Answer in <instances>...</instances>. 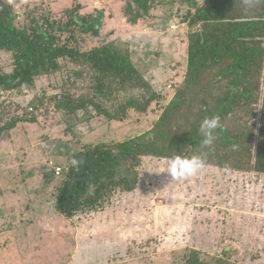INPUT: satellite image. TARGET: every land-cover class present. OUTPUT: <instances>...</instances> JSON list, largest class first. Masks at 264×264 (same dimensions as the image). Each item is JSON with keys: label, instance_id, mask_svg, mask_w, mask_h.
<instances>
[{"label": "rangeland", "instance_id": "374dc122", "mask_svg": "<svg viewBox=\"0 0 264 264\" xmlns=\"http://www.w3.org/2000/svg\"><path fill=\"white\" fill-rule=\"evenodd\" d=\"M8 1L20 22L28 21L33 7L57 20L66 19L62 10L76 3L85 14L104 9L103 33L143 39L132 45L133 60L166 98L117 121L90 117L94 111L69 115L57 110L49 97L87 87L82 78L72 84L74 78L68 80L65 73L38 78L35 89L3 94L0 103L10 117L25 113L18 104L27 106L34 97L45 101L28 107L37 114L36 122L19 123L0 135V264H183L191 249L211 264H264V175L253 172L210 165L173 179L172 159L145 156L134 190L116 189L95 208L70 218L53 210L61 179H51L49 161L64 169L68 153L83 144L121 141L149 130L184 79L186 32L178 17L170 20L167 13L158 25H130L123 13L129 0ZM171 24L178 28L171 30ZM0 65L12 70L10 53L0 51ZM130 94L137 92L119 93L107 105Z\"/></svg>", "mask_w": 264, "mask_h": 264}, {"label": "trees", "instance_id": "16d2710c", "mask_svg": "<svg viewBox=\"0 0 264 264\" xmlns=\"http://www.w3.org/2000/svg\"><path fill=\"white\" fill-rule=\"evenodd\" d=\"M37 9L20 22L14 5L0 0V51L13 58L10 72L0 65V97L35 89L38 78L59 72L74 78L72 84L80 78L87 82L82 92L66 89L49 97L69 115L94 111L90 117L121 121L130 110L143 113L166 98L133 60L132 45L143 39L103 33L104 9L85 14L76 3L62 10L66 19L58 20ZM123 10L127 21L139 26L160 24L165 13L170 20L178 17L187 39L184 79L149 130L69 152L62 173L50 174L61 179L53 210L70 218L95 208L116 189L134 190L145 156L198 155L204 166L264 175V0H129ZM133 91L137 94L107 105L119 93ZM44 101L34 97L27 106L18 104L25 113L12 117L1 102L0 135L19 123L36 122L28 107L39 108ZM213 116L220 117L221 127L205 145L200 125ZM74 158L81 161L78 167ZM200 253L186 252L183 264H211Z\"/></svg>", "mask_w": 264, "mask_h": 264}, {"label": "clouds", "instance_id": "9594fccd", "mask_svg": "<svg viewBox=\"0 0 264 264\" xmlns=\"http://www.w3.org/2000/svg\"><path fill=\"white\" fill-rule=\"evenodd\" d=\"M221 127L220 117L213 116L211 118H205L200 125V132L205 137L203 143L210 145L213 142L214 132ZM81 161L72 160V164L76 167L79 166ZM204 167V160L201 156L193 155L191 157L176 156L172 158L169 165V175L173 179H181L190 177L197 174Z\"/></svg>", "mask_w": 264, "mask_h": 264}, {"label": "built area", "instance_id": "2783aa9c", "mask_svg": "<svg viewBox=\"0 0 264 264\" xmlns=\"http://www.w3.org/2000/svg\"><path fill=\"white\" fill-rule=\"evenodd\" d=\"M182 26L184 24H181ZM178 28L177 24H171L170 29L171 30H176ZM174 81L170 80L168 83V88H172ZM49 165L53 171V173L58 176L62 173L63 171V167L61 165H59L58 163H56L55 161H53L52 159L49 161Z\"/></svg>", "mask_w": 264, "mask_h": 264}, {"label": "crops", "instance_id": "0c3cea01", "mask_svg": "<svg viewBox=\"0 0 264 264\" xmlns=\"http://www.w3.org/2000/svg\"><path fill=\"white\" fill-rule=\"evenodd\" d=\"M130 24V23H129ZM131 25V24H130ZM137 27H140L139 25H136ZM140 28H142V27H140ZM113 32H115V31H113Z\"/></svg>", "mask_w": 264, "mask_h": 264}]
</instances>
